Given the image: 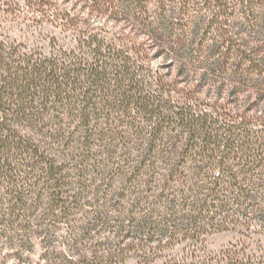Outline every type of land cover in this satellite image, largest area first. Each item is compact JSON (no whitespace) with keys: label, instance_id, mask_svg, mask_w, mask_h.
Wrapping results in <instances>:
<instances>
[{"label":"trees","instance_id":"1","mask_svg":"<svg viewBox=\"0 0 264 264\" xmlns=\"http://www.w3.org/2000/svg\"><path fill=\"white\" fill-rule=\"evenodd\" d=\"M153 1L152 12L151 0H125L126 20L147 36L127 38L128 50L63 9L54 18L79 28L72 48L54 37L43 45L0 34V240L14 257L39 246L43 264H123L131 251L141 264H264V249L247 240L264 238V122L217 99L200 102L197 90L176 102L166 80L155 84L143 66L155 55L187 75L201 47L193 40L209 29L217 36L211 50L250 61L255 48L234 44L238 32L220 0H203L212 14L185 36L190 0ZM211 65L198 81L220 68ZM128 129L134 163L124 153L94 174ZM234 228L244 238L218 252L197 247Z\"/></svg>","mask_w":264,"mask_h":264},{"label":"rangeland","instance_id":"2","mask_svg":"<svg viewBox=\"0 0 264 264\" xmlns=\"http://www.w3.org/2000/svg\"><path fill=\"white\" fill-rule=\"evenodd\" d=\"M102 1L99 5H93L90 0H51L53 6L50 8L40 4L35 5V0H0V34L16 41H29V44L40 37L39 43L43 45L51 37H54L62 46L72 48L74 36H76L79 28L64 29L60 23L62 20L58 21L56 17L54 18L58 13L57 11L63 9L71 14L75 13L77 15L75 17L85 19L89 24V28L100 33L107 40L115 41L124 50H128V39L135 42H141L143 39V42H145L147 36L139 35L142 27L138 26L137 21L126 20L125 0H108L111 2L110 5L106 3L107 0ZM249 1L220 0L223 6L226 7V12L231 13L232 17L229 18V21L232 22L238 32L234 44L243 43L245 48L247 47L246 52L250 47L255 48L254 51L249 52L250 61L243 60L242 56L233 52L229 51L228 53L225 47L211 50L212 37L217 36L212 29H209L207 34L196 35L195 40H193L201 47L195 54L194 62H188L187 71L189 72L187 75H177L176 67L169 65L171 63L169 58L163 59L152 55L147 58L146 61L148 62L143 64L148 70L147 74L151 76L149 78L155 84L156 79H159L158 77L164 78L167 82L164 85L166 90L164 93L167 96L171 95L176 102L185 100L180 93L184 94L189 90H197L196 96L201 98L200 100L197 99L200 102L207 103L217 99L218 102L228 103L237 115L264 122V0ZM92 6L96 8V14H88L89 9L87 10V8L90 7L91 9ZM188 7L190 11L182 16L185 25H188L184 36L189 34L188 30L189 28L192 29L194 22L206 19L212 14V11L205 10L203 0H190ZM213 8L215 9V7ZM149 9L152 12L156 10L153 0L149 4ZM40 19H43V21L38 22ZM138 21L140 22V18H138ZM78 26L82 27L81 29L86 27L80 22ZM147 48H149V53L152 54L154 50L148 44H146ZM177 61L179 60H174L175 65ZM215 61H219L220 68L217 67L212 70L208 83L198 81L205 64L210 66ZM217 87H221V95L218 96H216ZM231 90L236 94L231 95ZM234 115L236 117V114ZM235 119L240 120V117L237 116ZM126 136L129 137L126 141L116 143L113 148L109 147V156L107 154L101 156L108 167L104 170L101 168L99 170L95 169L94 174L108 172L109 168L112 167V162L117 163L119 155L124 153V158L130 156L126 163L131 165L134 163L132 129H128ZM99 150L108 152L102 147ZM134 185L136 187V183ZM116 186L117 189L122 187L121 184ZM239 230L234 228L208 235L197 247L218 252L221 247L244 238ZM247 240L254 247H256V241L259 242L264 249L263 237L254 235L251 240ZM180 250L181 247H177L170 254H180ZM9 252L0 240V264H43L40 260L41 248L39 246L21 251L18 258ZM161 263L162 260L157 261V264ZM123 264L141 263L140 258L131 251L130 257Z\"/></svg>","mask_w":264,"mask_h":264}]
</instances>
